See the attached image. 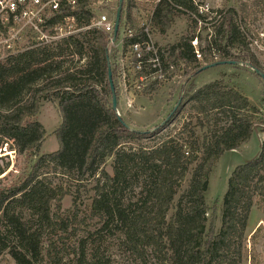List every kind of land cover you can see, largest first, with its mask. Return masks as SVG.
Segmentation results:
<instances>
[{"label": "trees", "instance_id": "16d2710c", "mask_svg": "<svg viewBox=\"0 0 264 264\" xmlns=\"http://www.w3.org/2000/svg\"><path fill=\"white\" fill-rule=\"evenodd\" d=\"M177 1L185 5L179 10L205 18L192 0ZM238 1L239 24L234 8L222 12L211 41L201 48L202 60L195 56L193 36L181 37L170 49L161 48L165 65L199 71L220 58L248 62L264 72L243 25L264 14V0ZM81 7L85 24H90L93 11L86 3ZM111 11L116 17L117 7ZM175 13L170 0H160L154 27L166 32ZM125 18L138 30L130 8L122 13V26ZM111 37L92 28L56 48L30 49L0 63V141L13 140L19 154L29 157L23 176L0 186V256L8 252L16 264H264V253L257 248L264 223L251 236V247L247 236L253 208L264 213V140L257 157L233 170L215 233L208 231L206 201L213 166L256 133L262 124L260 109L220 78L200 87L191 84L165 125L152 131L129 128L113 108L107 52L118 101L121 88ZM43 102H57L62 117L55 130L58 149L51 153H41L47 131L37 115ZM187 105L195 115L181 131L144 145ZM197 126L207 128L202 143ZM110 158L112 174L105 168ZM5 170L0 167V175ZM63 177L78 187L94 180L87 211L74 201L72 211L64 214L62 201L71 186Z\"/></svg>", "mask_w": 264, "mask_h": 264}, {"label": "rangeland", "instance_id": "374dc122", "mask_svg": "<svg viewBox=\"0 0 264 264\" xmlns=\"http://www.w3.org/2000/svg\"><path fill=\"white\" fill-rule=\"evenodd\" d=\"M119 0H100L99 3L94 5V13H104L109 16H113L112 8L118 7ZM176 7V16L173 24L166 32H160L158 28L153 27V34L157 44L160 48L170 49L171 45L178 42L181 37H191L193 35L199 36V47L205 48L208 46L212 39L213 30L218 26V22L221 20L216 17L215 12L225 15L229 9L234 8L236 13L235 17L239 24V1L238 0H192L196 7L207 8L209 12L205 16L197 17L192 15L191 11L179 10V3L177 0H170ZM159 0H125L123 5V12H126L128 8L131 9L135 16L147 18L150 13L155 10ZM188 8V7H186ZM194 14V13H193ZM223 14L221 16H223ZM122 17V15H121ZM199 18L203 23L198 24ZM205 20H209L205 24ZM246 29L250 47L253 49L256 56L264 68V14L256 15L246 20L243 23ZM121 27V24H120ZM123 27H121V35L123 34ZM112 51H114V48ZM117 51L118 58V48ZM78 58H74L76 61ZM222 61L217 58L216 61ZM209 62L205 65L214 63ZM82 64V62H81ZM172 75L165 85L161 87H153L142 93H131L126 95L124 91H120V97L118 101V113L122 120L129 125L132 129H139L142 131L153 130L159 126L172 112L174 115V108L178 101L182 100L184 93L191 84L200 87L206 83L214 81L216 79L224 78L226 83L230 87L237 88L240 92L246 95L250 101L255 104L261 111L260 119L262 124L257 127L256 133L251 138L242 144L240 147L227 151L223 156L215 163L212 172L210 174L209 189L206 193V201L209 205L208 218L209 225L208 231L216 232L221 225V208L224 194L228 187V180L233 170L241 164H245L250 160L258 156L260 152L261 142L264 140V82L261 78L254 73L253 69L245 64H220L203 71H186L176 67L174 64ZM180 106V104H179ZM178 106V107H179ZM193 113V114H192ZM195 115L191 112L189 105L182 110L176 119L159 135L145 139L144 145L153 146L159 143L166 136L176 135L182 130L183 124L191 119V116ZM196 116L192 118V124L196 123ZM37 120L41 122L47 135L42 143L41 153H51L58 149V140L55 135V130L62 122V117L59 112L57 102H43L40 111L37 115ZM207 130L201 129L199 126L195 127L197 139L200 143L203 142L204 133ZM187 132H184L183 137L186 139ZM130 146V145H127ZM10 152L11 150H14ZM7 152H6V151ZM28 156L19 154L17 147L13 140L7 139L5 142L0 141V167L6 168L5 172L0 175V186L11 185L18 181L23 176V170H26ZM195 164L192 165L194 167ZM106 170L109 173H113V158H110L106 165ZM190 174H187L183 183V187L187 185V180ZM66 183L70 185V194L66 195L62 201V210L65 215L69 214L74 206V201L77 207L82 211H87L90 207L91 198L94 195L92 187L94 180H84L83 186L79 185L76 181L63 177ZM135 187L133 181L130 182L129 190ZM71 210V211H70ZM70 211V212H69ZM173 213V210L171 211ZM264 223V213L255 206L251 212L249 225L247 229L248 247L250 245V238L258 228L259 225ZM258 251L264 253V238L257 245ZM0 264H16L13 257L5 252L0 256Z\"/></svg>", "mask_w": 264, "mask_h": 264}, {"label": "built area", "instance_id": "2783aa9c", "mask_svg": "<svg viewBox=\"0 0 264 264\" xmlns=\"http://www.w3.org/2000/svg\"><path fill=\"white\" fill-rule=\"evenodd\" d=\"M99 1L0 0V63H7L30 49L56 48L66 38L92 28L111 33L113 37L116 17L104 13L95 14L94 5ZM83 3L94 13L90 24H85L79 12ZM198 12L205 16L213 11L209 12L207 8L202 6L201 9L199 6ZM218 12H215V16L221 18L222 13ZM153 17L154 11L147 18L136 16L138 30L127 23L125 18L127 25H121L123 34H120V27L116 41L113 42L112 37L110 39V49L118 48L119 51L117 63L120 88L126 95L163 86L170 79L173 66L167 67L163 62L164 50L157 44L153 34ZM196 19L198 24L203 23L199 18ZM207 22L209 20L204 23ZM126 39L135 40L126 43ZM191 44L196 58L202 60L198 35H193ZM12 151L16 152L15 149Z\"/></svg>", "mask_w": 264, "mask_h": 264}, {"label": "water", "instance_id": "95a60500", "mask_svg": "<svg viewBox=\"0 0 264 264\" xmlns=\"http://www.w3.org/2000/svg\"><path fill=\"white\" fill-rule=\"evenodd\" d=\"M124 1L125 0H119V4H118V7H117V14H116V19H115V29H114L113 37H112V41L113 42L116 41L119 29H120V22H121V15H122ZM107 59H108V69H109V81H110L111 90H112V96H113V108L116 111V113L119 115V113H118L117 93H116V89H115V86H114V83H113V79H112L111 61H110L108 52H107ZM220 64H237V65L245 64L248 67H250L251 69H253V71L255 73H257L260 77H262L263 80H264V72L262 70H260L259 68L253 66L251 63H248V62L245 63V62L234 61V60H222V61L214 62V63L208 64V65H204L203 67L200 68L199 71H203L205 69H208V68H211L213 66L220 65ZM180 103H181V99L178 101L177 105L175 106L174 111L177 110V108H178ZM172 114H173V112L159 126L155 127L153 130L159 128L160 126L165 125L169 121V119L171 118ZM120 119L122 120L121 117H120ZM123 123L127 127H129V125H127L124 121H123ZM129 128H131V127H129Z\"/></svg>", "mask_w": 264, "mask_h": 264}, {"label": "crops", "instance_id": "0c3cea01", "mask_svg": "<svg viewBox=\"0 0 264 264\" xmlns=\"http://www.w3.org/2000/svg\"><path fill=\"white\" fill-rule=\"evenodd\" d=\"M58 104V103H57Z\"/></svg>", "mask_w": 264, "mask_h": 264}]
</instances>
